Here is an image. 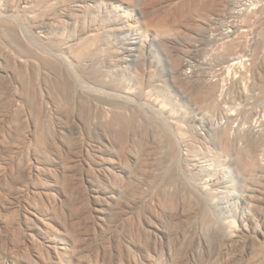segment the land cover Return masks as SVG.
I'll use <instances>...</instances> for the list:
<instances>
[{
	"label": "rangeland",
	"instance_id": "374dc122",
	"mask_svg": "<svg viewBox=\"0 0 264 264\" xmlns=\"http://www.w3.org/2000/svg\"><path fill=\"white\" fill-rule=\"evenodd\" d=\"M76 1L0 0V264H35L43 249L54 252L52 245H42L30 222L38 223L42 204L54 210L56 203L57 215L62 211L57 242L62 252L70 248L64 240L72 225L91 234L97 216H106L109 255L117 248V253L135 252L139 264H264V143L239 139L231 125L220 126L235 109L245 124L253 112L264 114V17L249 24L255 37L246 47L254 54L253 71L244 81L252 90L250 103L240 101L233 88L221 106L202 79L216 80L229 71L226 56L231 53L206 18L194 13L179 21L171 5L175 19L168 20L176 34L172 29L160 41L126 40L109 35L117 16L107 23L108 14L97 11L116 5L118 15L128 14V0L111 5L80 0L79 9ZM143 1L150 13L140 18L138 34L144 22L169 10H159L158 0L132 3L140 7ZM142 41L146 50L138 54ZM237 46L235 52L242 54L244 45ZM182 60L196 74L186 82L176 79ZM28 157L40 168L32 178L23 171ZM88 164L109 168L113 177L92 178ZM17 182L25 186L23 193L18 194ZM78 186L88 192L101 188L106 211H94L100 206L95 194L92 199L86 190V196L79 194ZM132 201L137 206L129 209ZM149 209L157 213L152 217ZM146 216L156 223L154 236L147 233L131 242L126 219L145 224ZM244 221L252 231L245 235L238 231ZM236 232L228 242L226 236ZM145 246L160 254L147 258Z\"/></svg>",
	"mask_w": 264,
	"mask_h": 264
},
{
	"label": "bare ground",
	"instance_id": "6f19581e",
	"mask_svg": "<svg viewBox=\"0 0 264 264\" xmlns=\"http://www.w3.org/2000/svg\"><path fill=\"white\" fill-rule=\"evenodd\" d=\"M104 1V3H108L107 5H111L113 0H102ZM129 2H127V0L125 2H127V8L129 13L128 14H124V15H118V12L121 10V7L118 6H112L111 9L105 8L106 11L108 12H104V11H97V13H99L101 16L105 14H108L107 16H105L106 22L110 23L115 16H117V19H115L113 21V23H111V30L110 32V36L111 37H125L126 40H164L161 39L162 37H164V34L168 35V33L170 34L172 29L174 30L175 28H172V23L169 22L168 19H170L173 15V11L171 10V5H173L174 9L176 7L175 10V17L177 18V20H183V19H187V15L198 13L199 15L203 16L204 18H206L205 20L209 21L210 24H212L213 26H215L216 31L219 36V40H222V42H224L225 44L222 45H226L224 47V49H227V53H231L229 54L230 58L228 59V55L227 57V64L228 66H226L227 68H230V70L228 71H224L223 73L219 74L218 79H208L206 76L204 77V79H202V81H204V83L208 86H211L212 88V92H211V97L214 96L215 99L218 100V103L223 106L222 104L225 101V93L227 91L232 90L233 88H237V96L238 99H240V101H247L249 100L250 94L249 91L251 89H249L250 87L248 86V83L244 82L246 79V75L247 73H249L250 71H253L252 68L254 67V65L251 63L253 62V60L250 58L251 55L253 54H249L250 52H248V48L253 42V40L255 39L254 35H253V30L250 29L249 24L251 25V23H254L256 20H260V18L264 17V0H163V3L158 0V3L161 4V7L159 10L162 9H169L166 10L167 13L164 14V16L162 17H158L155 18L153 20L155 23L149 21L148 22H144L145 24H143L144 26V30L143 33H136L137 31L136 28H138L140 23V18L146 17L149 15L150 11H149V6L147 3V6H142L144 5V1L143 4H141V6L138 4L140 7H137V5L135 6L134 3H132L134 0H128ZM137 1V0H136ZM142 1V0H141ZM153 1H155V3H153ZM151 0L152 4H156V0ZM174 1V2H173ZM78 3V7L77 9H79L81 6H79L80 0L76 1ZM101 2V1H100ZM140 2V1H139ZM146 2V1H145ZM82 3V2H81ZM150 4V2H149ZM158 4V5H159ZM163 4V6H162ZM155 5V6H158ZM98 6V5H95ZM160 6V5H159ZM172 7V8H173ZM100 8V7H99ZM124 8V7H123ZM153 8V7H152ZM98 9V8H97ZM154 10V9H153ZM163 10V11H164ZM78 11V10H77ZM152 11V10H151ZM158 11V10H157ZM157 14V13H156ZM153 14H151L152 16ZM160 15V14H159ZM163 15V14H162ZM195 15V14H194ZM156 17V16H154ZM174 17V19H175ZM202 17V18H203ZM151 18V17H150ZM189 18V17H188ZM196 18V17H195ZM201 18V17H200ZM172 19V18H171ZM170 19V21H171ZM173 19V20H174ZM190 19V18H189ZM193 19V17H192ZM191 19V20H192ZM263 19V18H262ZM261 19V20H262ZM150 20V19H149ZM258 20V21H259ZM177 21V22H179ZM254 21V22H253ZM143 22V21H141ZM177 22H173L175 25L179 24ZM182 22V21H181ZM180 22V23H181ZM184 22V21H183ZM203 22V21H202ZM260 22V21H259ZM171 23V24H170ZM207 23V22H206ZM256 23V22H255ZM258 23V22H257ZM153 25V26H152ZM181 25V24H179ZM178 25V26H179ZM253 25V24H252ZM251 25V26H252ZM106 26V24H105ZM176 26V25H175ZM183 26V25H182ZM106 27H109L108 24ZM177 28V27H176ZM252 28V27H251ZM177 30H174V33L176 34ZM180 32V31H179ZM179 32L177 35H179ZM181 33V32H180ZM215 33V32H214ZM172 34V35H175ZM171 35V34H170ZM169 35V36H170ZM162 36V37H160ZM167 37V36H166ZM165 37V38H166ZM123 39V38H122ZM166 40V39H165ZM164 42V41H163ZM252 42V43H251ZM162 43V42H161ZM140 46V51H138L139 53H143V51H145V44L142 41V44H139ZM239 45V47L237 46ZM241 45H244L243 47ZM253 45V44H252ZM236 46L238 48L241 49L244 48V50L242 51V54L240 53H236L235 51L237 50ZM248 49H247V48ZM262 47V46H261ZM246 48V49H245ZM261 49V48H260ZM259 49V50H260ZM258 50V49H256ZM255 52H258L256 51ZM239 51V50H238ZM250 51V50H249ZM223 52V51H222ZM241 52V51H240ZM260 53V52H259ZM254 55V54H253ZM256 55V54H255ZM225 56V55H224ZM141 57V56H140ZM254 57V56H253ZM252 57V58H253ZM252 60V61H251ZM178 62V61H177ZM225 62V63H226ZM179 63V62H178ZM253 65V66H252ZM193 66V65H192ZM191 67L190 62L188 61H180L179 65L176 67L177 70H175L177 72V76L176 79H179V82H186L185 80H190L193 79L194 77H196L195 75V70L194 72L191 71V69H189ZM252 67V68H251ZM224 69V68H223ZM232 69V70H231ZM175 73V72H174ZM203 76V75H202ZM246 76V77H245ZM198 77H200V75H198ZM202 78V77H201ZM217 78V77H216ZM248 79V78H247ZM182 80V81H180ZM194 81V80H193ZM198 81V80H197ZM201 81V82H202ZM200 82V81H199ZM204 85V84H203ZM205 87V86H204ZM236 89V90H237ZM233 91V90H232ZM252 91V90H251ZM207 92V91H206ZM236 92V91H235ZM234 93V92H233ZM228 96V95H227ZM226 96V97H227ZM208 97V95L206 96ZM213 99V98H212ZM236 101V100H235ZM243 103V102H241ZM246 103V102H245ZM248 103V102H247ZM250 103V100H249ZM233 108V107H232ZM235 110H240V109H235ZM231 111V110H230ZM235 111L233 113H231V118H227L226 121H223L222 123H220L221 127H225L227 128V125H231V127L229 128V130H231L232 135H236V137H241L239 139H242L244 137H251L255 140H259L262 141L264 143V114L262 113V111L257 110L255 112H253L254 117H252L251 121H248L247 124L243 123V120L239 118V114L238 112ZM240 113V112H239ZM230 115V114H228ZM228 115L225 116L228 117ZM224 120V118H223ZM261 142V148L264 145ZM263 144V145H262ZM101 147H103L101 145ZM100 146L98 147L99 151H102V148ZM261 148L259 147V151H261ZM264 148V147H263ZM262 148V149H263ZM70 149V148H69ZM68 149V150H69ZM71 150V149H70ZM71 152V151H69ZM35 159V158H34ZM32 157H28L27 158V162L25 164L24 167V173L28 176V177H35V175L37 174V172H39V166L37 164L36 159L34 160ZM72 159V158H71ZM40 161V160H39ZM49 161V160H48ZM260 161V160H259ZM52 162H56V161H52ZM261 162V161H260ZM260 162H258L260 164ZM64 163V162H63ZM89 165V164H88ZM261 165H264V163H262ZM66 167V166H65ZM90 168V173L92 174V178L93 176L95 178H98L100 180H104L107 181L108 179H110L111 177H113L112 172L109 170V168H100L99 169H94L92 166H88ZM199 166H194L195 169L198 170ZM5 170V169H3ZM66 170V169H65ZM50 171V170H49ZM64 171V170H63ZM51 172V171H50ZM48 174V173H47ZM90 174V176H91ZM52 175V174H50ZM49 175V176H50ZM58 176V175H57ZM51 178V177H50ZM21 179V178H20ZM26 179V178H25ZM15 180V179H14ZM28 180H30L28 178ZM97 180V179H96ZM19 181V180H17ZM23 181V180H22ZM15 182V181H14ZM26 182V181H25ZM19 185V187L17 188L19 190L18 194L22 191V187L24 185H22V182H17ZM112 183V182H111ZM28 184V183H27ZM81 184V183H80ZM16 186V185H15ZM25 187V186H24ZM69 187V186H68ZM75 187V186H74ZM79 187V186H78ZM77 187L72 188L76 190L77 193ZM83 187L80 186L79 189L80 191L79 194L84 195V192L86 189H82ZM25 189V188H24ZM23 189V190H24ZM64 189V188H63ZM66 189V188H65ZM16 190V192L18 191ZM70 190V189H69ZM86 190V191H87ZM100 190H102L101 188H97L95 190H89V192L87 191V196H89L91 199L93 198L94 195V199L93 201H95V203L99 204L100 206L95 207L94 211L97 212H103L106 211V209L102 208V206L105 204H101V197L99 196ZM67 191V190H66ZM72 191V190H70ZM24 191H22L23 193ZM30 192V191H29ZM64 192V191H63ZM74 193V190L72 191ZM70 192V193H72ZM205 192V191H203ZM28 193V192H27ZM69 193V194H70ZM89 193V194H88ZM25 194V193H24ZM29 194V193H28ZM65 194V193H64ZM78 194V193H77ZM86 194V193H85ZM22 195V194H21ZM67 195V194H66ZM78 196V195H77ZM86 196V195H84ZM8 197V196H7ZM19 197V195H18ZM17 197V198H18ZM23 197V196H22ZM74 197V196H73ZM71 195V198H73ZM46 198V197H45ZM76 198V197H75ZM74 198V200H75ZM81 198V197H80ZM79 198V200H80ZM87 198V197H86ZM89 198V199H90ZM7 199V198H6ZM56 199V198H55ZM70 199V197H69ZM40 200V198H39ZM52 200V199H51ZM77 200V201H79ZM6 201V200H5ZM55 201V200H54ZM62 201V200H61ZM72 201V200H71ZM70 201V202H71ZM76 201V200H75ZM3 202V201H2ZM20 202V201H19ZM57 202V201H56ZM55 202V203H56ZM60 202V201H59ZM83 202V201H81ZM170 202V201H169ZM6 203V202H4ZM43 203V201H42ZM52 203V202H51ZM54 203V204H55ZM62 203V202H61ZM103 203V202H102ZM46 204V203H45ZM60 204V203H59ZM63 204V203H62ZM60 204V205H62ZM170 204V203H169ZM168 204V205H169ZM172 204V203H171ZM5 205V204H4ZM51 207L53 204H50ZM59 205V206H60ZM72 205V204H71ZM78 205V203H77ZM83 205V204H82ZM90 205V204H89ZM88 205V206H89ZM167 205V204H166ZM167 205V206H168ZM34 206V205H33ZM64 207V205H62ZM80 206V205H79ZM87 206V207H88ZM91 206V205H90ZM89 206V208H90ZM137 206L136 201H132L131 203H129L127 205V207L129 209L135 208ZM170 206V205H169ZM172 206V205H171ZM58 204L56 203L54 206V210H51L52 208H48V206L42 204V207L40 209L41 212V216L40 220L38 221V223H33L30 222L31 224H34L33 227L35 226L36 228H38V231L40 233V235L43 238V242L42 245L45 247V245H52V248H54V252H49L45 251V249H43V253L41 255H39L40 257L37 258L36 262L34 261L35 264H139V260H137V256H134L130 253H117V248H114V251L111 255L108 254V247L106 245V234H107V230L109 228V225L107 223L108 219L106 216H97V221L98 222H94V217H93V222L92 225L94 224L95 227H93L95 229V231L93 233L90 234L89 230L88 231H83L81 229V227L74 229L75 226L77 225H72V227L74 226V228H69L72 229L69 233H67L68 235H66V239L64 240L65 243H68L70 246L69 249H66L67 251H59L57 242L61 241V235L62 232L60 230V227H62V224L59 220L60 217H58V215H60L62 213L61 210H63L61 207L59 211H61V213H58ZM75 207V205H74ZM78 207V206H77ZM82 207V206H81ZM148 207V206H147ZM3 208V207H2ZM112 208V207H111ZM110 208V210H111ZM150 208V206H149ZM66 209V208H65ZM64 209V210H65ZM84 209V208H83ZM82 209V210H83ZM92 209V208H91ZM56 210V211H55ZM70 210V209H69ZM68 210V211H69ZM77 210V208H76ZM75 210V211H76ZM109 210V209H108ZM67 211V210H66ZM71 211V210H70ZM87 211V210H86ZM31 212V211H30ZM29 212V213H30ZM39 212V213H40ZM85 212V211H83ZM88 212V211H87ZM109 212V211H108ZM115 212V211H114ZM147 212L150 213V215L153 217L155 213H157L155 210L153 209H149ZM32 213V212H31ZM38 213V212H37ZM36 213V214H37ZM38 213V214H39ZM76 213V212H75ZM79 213V212H78ZM106 213V212H105ZM102 213V214H105ZM119 213V212H118ZM131 212H127L128 214H131ZM134 213V212H133ZM72 214V213H71ZM81 214V213H80ZM83 214V213H82ZM99 214V213H97ZM135 214V213H134ZM159 214V213H158ZM31 215H35V214H31ZM64 215V213L62 214ZM107 215V214H106ZM118 215V214H117ZM120 215V213H119ZM144 215V214H143ZM36 216V215H35ZM65 216V215H64ZM88 216V215H87ZM92 216V215H91ZM108 216V215H107ZM133 216V215H132ZM135 216V215H134ZM72 219H77L79 218L77 216V214H72L71 215ZM129 217V216H128ZM139 217V216H137ZM158 217V216H157ZM27 218V217H26ZM30 218V217H29ZM38 218V217H37ZM28 219V218H27ZM39 219V218H38ZM64 219V218H63ZM70 219V218H69ZM84 219V218H83ZM91 219V218H90ZM142 219V218H141ZM151 217L146 216V218H144V222H141L140 219L137 220V218L135 217H130L128 219H126L127 221L125 222V227L127 230V235L128 238L131 240V242L142 239L144 234H149L150 236H154L153 234V230L152 228H154L156 225V223L153 224V221H151ZM154 219V218H153ZM30 220V219H29ZM28 220V221H29ZM81 220V219H80ZM91 220V221H92ZM49 221V222H48ZM66 221V220H65ZM68 221V220H67ZM243 221V220H242ZM247 221V220H246ZM2 222V221H1ZM70 222V221H69ZM80 222V221H79ZM82 222V221H81ZM80 222V223H81ZM89 222V219H88ZM87 222V223H88ZM7 223V222H6ZM17 223V222H16ZM75 223V222H73ZM77 223V221H76ZM143 223V224H142ZM244 225H242L241 228H239L238 231H240V233H244V235L246 233H250L252 232L250 230V228L248 227V222L246 223L244 221ZM8 224V223H7ZM6 224V227H8ZM4 225V224H3ZM64 225V224H63ZM81 225V224H80ZM88 225V224H87ZM86 225V228H87ZM142 225H145L148 227V230L146 231L144 228V226L142 227ZM154 225V226H153ZM20 226V225H19ZM68 226V225H67ZM66 227V225H65ZM91 227V226H90ZM124 227V228H125ZM229 227V226H228ZM4 228V227H3ZM63 228V227H62ZM67 228V227H66ZM83 228V226H82ZM68 229V228H67ZM84 229V228H83ZM93 229V230H94ZM227 229V228H226ZM230 229V228H229ZM232 229V228H231ZM226 231V230H225ZM234 231V229L232 230ZM230 231V233L232 232ZM237 231V232H238ZM89 232V233H88ZM227 232V231H226ZM237 232L233 235H227L226 239L229 241L233 240L234 237H237L238 234ZM239 233V232H238ZM147 234V235H148ZM229 234V233H228ZM237 235V236H236ZM149 236V237H150ZM160 235L156 236V240L160 243H163L164 238L163 237H159ZM243 236V235H242ZM247 236V235H246ZM202 237V236H201ZM245 237V236H244ZM27 240V239H26ZM133 240V241H132ZM28 241V240H27ZM247 241V240H246ZM138 242V241H137ZM141 242V240H140ZM139 242V243H140ZM146 242V241H145ZM202 242V241H200ZM18 243V242H17ZM136 243V242H135ZM138 243V244H139ZM239 243V242H238ZM142 244V242H141ZM200 244V243H199ZM233 244V243H232ZM240 244V243H239ZM148 245V244H147ZM229 245V244H228ZM42 246V247H43ZM239 246V245H238ZM242 246V245H241ZM152 247V246H150ZM235 247V245H234ZM68 248V247H67ZM143 250V246L141 247ZM199 249V248H198ZM246 249V248H245ZM140 251V250H139ZM197 251V250H196ZM201 251V250H200ZM199 251V252H200ZM142 252V251H141ZM147 258H151L154 259L153 255H151L152 253L157 252V249L152 250V248H144L143 251ZM159 252V250H158ZM157 252V253H158ZM203 252V251H201ZM38 253V252H37ZM197 253V252H195ZM195 253H192V256L195 257ZM244 253V251H243ZM40 254V252H39ZM126 254V255H124ZM160 254V252L158 253ZM157 254V255H158ZM162 254V253H161ZM170 254V251H169ZM168 254V255H169ZM138 255V254H137ZM197 255H199L197 253ZM244 255V254H243ZM140 256V255H139ZM153 257V258H152ZM182 258V257H181ZM150 259V260H151ZM34 260V259H33ZM2 261H4L6 263V259L3 258ZM162 261V260H160ZM163 262V261H162ZM183 262V261H182ZM29 263H33L29 261ZM28 263V264H29ZM163 264V263H162Z\"/></svg>",
	"mask_w": 264,
	"mask_h": 264
}]
</instances>
